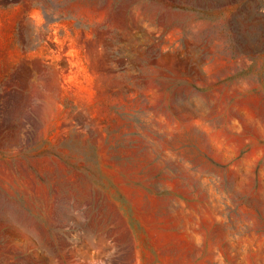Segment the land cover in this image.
Instances as JSON below:
<instances>
[{
	"label": "rangeland",
	"instance_id": "obj_1",
	"mask_svg": "<svg viewBox=\"0 0 264 264\" xmlns=\"http://www.w3.org/2000/svg\"><path fill=\"white\" fill-rule=\"evenodd\" d=\"M0 264H264V0H0Z\"/></svg>",
	"mask_w": 264,
	"mask_h": 264
}]
</instances>
